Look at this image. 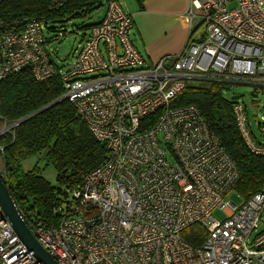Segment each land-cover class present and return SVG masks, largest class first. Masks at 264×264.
<instances>
[{"label":"built area","instance_id":"1","mask_svg":"<svg viewBox=\"0 0 264 264\" xmlns=\"http://www.w3.org/2000/svg\"><path fill=\"white\" fill-rule=\"evenodd\" d=\"M49 1L57 10L69 0ZM187 17L184 51L150 64L135 46L132 15L111 0L65 64L51 57L43 19L0 14V81L24 69L37 82L61 78L64 97L107 151L58 224L22 214L59 264H264V192L229 202L242 180L236 162L197 106H171L189 84L264 92V0H192ZM241 99L232 107L236 127L264 158V108L256 135ZM0 123V137L17 127ZM194 225L208 232L201 247L183 238ZM0 264H42L1 205Z\"/></svg>","mask_w":264,"mask_h":264},{"label":"trees","instance_id":"2","mask_svg":"<svg viewBox=\"0 0 264 264\" xmlns=\"http://www.w3.org/2000/svg\"><path fill=\"white\" fill-rule=\"evenodd\" d=\"M110 1L69 0L54 10L49 0H3L0 14L8 22L24 17L43 19L47 33L51 34L55 32L53 24L87 18L104 8L102 20ZM97 24L77 30L76 35L87 34ZM64 94L61 78L37 82L30 70H23L0 82V117L10 123L23 120L59 101ZM186 105H195L201 110L211 131L236 162L242 174L236 192L246 199L264 192V158L252 154L244 143L235 124L233 103L225 97L224 88L214 84H189L171 104L173 108ZM157 120V116L152 117L151 125ZM0 146L4 147V153H0L4 161L3 180L20 213L28 220L35 218L49 225L58 224L62 217L58 212L61 205H71L68 193L79 190L85 177L107 158L105 147L80 120L69 100H62L24 121L14 136L0 137ZM35 157L45 158L57 170L58 183L66 191L54 187L38 167L24 170L23 164ZM67 208L69 211L70 206ZM207 236V230L201 225H194L183 233L185 241L196 247H201Z\"/></svg>","mask_w":264,"mask_h":264},{"label":"crops","instance_id":"3","mask_svg":"<svg viewBox=\"0 0 264 264\" xmlns=\"http://www.w3.org/2000/svg\"><path fill=\"white\" fill-rule=\"evenodd\" d=\"M121 1L135 23V46L138 44L150 64L184 51L189 41L187 11L192 0Z\"/></svg>","mask_w":264,"mask_h":264},{"label":"rangeland","instance_id":"4","mask_svg":"<svg viewBox=\"0 0 264 264\" xmlns=\"http://www.w3.org/2000/svg\"><path fill=\"white\" fill-rule=\"evenodd\" d=\"M124 4H126V3L124 2ZM103 9L87 16V18L78 17L75 19L74 18L73 19H67L61 23H57V24L52 25V27L55 28V32L51 33V34L46 32L45 35H46L47 39L52 40L51 42H49L47 44V47H48V50L51 54V57L55 63H58V61H63L65 64L71 62L70 57L73 53V50L77 47V45L81 41V38L76 35L77 30H79V29L83 30L84 27H87V29H89L90 26L99 23V21L101 20L102 14H103L102 13ZM198 21L201 22L200 19L196 20V22H198ZM203 30H204V27H202L201 31L199 32V35L202 33ZM64 34H65V37H62V36H64ZM57 38H60V39H57ZM136 46H137L138 51H139L138 44H136ZM24 70H27V69H24ZM252 92H253V90L249 87H234L229 92L224 91V95L228 100H231L233 96L244 95V97L241 99V101L244 102L245 105L247 106L249 117H250V122L253 125V131L256 135H258L259 134L258 122L263 117L264 92H259L258 93L259 96L256 99L251 96ZM63 98H65V97L63 96ZM65 100H68V99L65 98ZM29 117H27V118H29ZM27 118H25L23 120L26 121ZM23 120H19V121L13 122V123H16L17 124L16 126L18 127L19 125H21L24 122ZM8 123L11 124L10 122H8ZM3 126L4 125L2 123H0V127H3ZM86 126L88 127V125H86ZM17 127L14 129L13 134H6V135H13L14 136L15 130L17 129ZM1 147H3V146H1ZM0 153H2V152L0 151ZM35 167H38V169H40V173L54 187H60L63 191H66V188L60 186L58 183V172H57V170L52 165H48V162L46 161L45 158H43V157L31 158L23 164V168L25 171H31ZM0 174L2 175V177L5 176L4 175L5 174L4 173V161H3L1 156H0ZM68 195H69L68 197L70 198V201H72L73 193L70 192V193H68ZM227 200L229 202L234 203L235 205H240L243 202L244 197L241 194H239L238 192H236V193H233ZM70 204H71V202H70ZM68 206L69 205H67V204L61 205V207H59V209H58V212L63 215L65 210L66 211L68 210V208H67ZM213 215L216 219H218L220 221L225 219V216L223 215V213L221 211H215L213 213ZM27 225H28V223H27ZM261 229H262L261 231H263L264 226H262Z\"/></svg>","mask_w":264,"mask_h":264},{"label":"water","instance_id":"5","mask_svg":"<svg viewBox=\"0 0 264 264\" xmlns=\"http://www.w3.org/2000/svg\"><path fill=\"white\" fill-rule=\"evenodd\" d=\"M198 24H196L197 26ZM224 91L229 92L231 91L230 88H225ZM253 98H258L256 94H251ZM244 95L240 96H233L232 103L237 102ZM65 100V98L54 102L50 106L46 107L45 109L54 106L55 104L59 103L60 101ZM45 109L39 111L38 113L44 111ZM36 113V114H38ZM34 114V115H36ZM34 115L30 116L29 118L33 117ZM27 118V119H29ZM26 119V120H27ZM25 121V120H23ZM0 205L3 209L4 214L6 215L7 219L9 220L11 226L13 227L14 231L26 246V248L33 252L37 261L42 264H59L55 259H53L49 253L43 249V247L38 243L37 239L32 234L31 230L29 229L27 223L24 221L19 209L17 208L15 201L13 200L8 187L6 186L2 175L0 174Z\"/></svg>","mask_w":264,"mask_h":264}]
</instances>
